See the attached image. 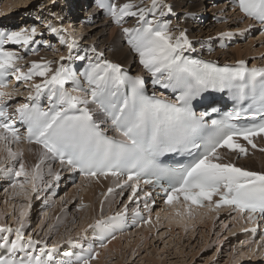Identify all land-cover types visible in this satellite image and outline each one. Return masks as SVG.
Segmentation results:
<instances>
[{"label":"snow or ice","instance_id":"1","mask_svg":"<svg viewBox=\"0 0 264 264\" xmlns=\"http://www.w3.org/2000/svg\"><path fill=\"white\" fill-rule=\"evenodd\" d=\"M238 4L245 16L264 23V0H238ZM100 7L105 5L101 3ZM160 7L167 8L169 13L172 11L171 6L162 4L161 0H152L151 8L132 3L107 5L117 24L124 17L138 16L139 27L123 28L128 36L127 42L138 53L143 68L154 77L153 84L179 92L175 100L146 94L141 76L128 75L120 64L103 59V53H96L95 62L88 58L89 63L83 72L87 88L80 83L76 71L63 64L53 69L50 62L33 61L24 72L16 63L23 57L5 45H29L36 29H31L30 33L23 30L0 31V142L5 144L10 159L23 156L22 152H13L7 147L10 141L19 143L22 139L19 130L7 122L12 115L18 114L20 122L27 126V141L42 147V161L44 157L59 161L89 179L115 177L118 187L130 188V201L140 191L141 180L150 185L154 178L156 184L167 181L169 187L164 191L168 204L182 197L189 207L192 204L202 207L204 201L211 202L217 196L216 209L229 206L234 211L247 213L249 221L255 220L256 213L264 217V172L225 163L219 153L220 149H226L238 157L246 156L248 148L238 141H246L256 148L254 138L264 136V68H248L244 60L238 61L237 66L219 67L213 62L186 57L184 52L192 50V44L185 32L173 36L167 23L156 24L146 18ZM52 32H57V29L52 28ZM74 43H68L70 50ZM92 51L95 53L96 50L93 48ZM60 59L63 61L65 57ZM77 59L84 60L85 57ZM9 76L25 83L33 77H42L41 83L32 84L35 94L30 93L28 100L38 101L45 95L50 107L45 110L37 103H24L10 114L5 103L12 99V92L5 91ZM69 83L73 85L71 90L65 87ZM208 89H229L238 103L249 100V115H243V110L230 111L220 119H205L209 116L207 111L197 115L191 101ZM92 106H95V111ZM212 111L217 110L213 108ZM97 116L103 117V123H110L120 139L107 135ZM259 150L264 152V148ZM165 153L186 156L189 160L175 167H166L158 159ZM18 162V169L6 168L4 171L26 179L30 175L34 182L40 165L37 164L29 174L23 160ZM59 178V173H56L54 179ZM19 186L23 188V184ZM32 190L36 191L34 183ZM112 191V188L108 189L109 193ZM151 195L150 192L145 193L146 198ZM148 207L146 199L145 208ZM25 215L22 209L19 227L15 229L0 225V233L15 235V239L0 235L2 246L11 253L25 251L26 247L34 249L41 243L30 237L24 241ZM123 215L117 212L96 221L94 227L100 231L101 248L106 247L103 241L108 236L115 239L114 233L119 230L118 223L122 222ZM135 215H140L139 209L135 210ZM68 243L73 241L69 239ZM55 251V246L47 249L45 244L38 254L26 252L27 260L21 259L19 264H48L42 257L48 255L50 258ZM98 255L90 244L87 251L78 257V262L91 264ZM0 264L17 262L0 259Z\"/></svg>","mask_w":264,"mask_h":264},{"label":"bare ground","instance_id":"2","mask_svg":"<svg viewBox=\"0 0 264 264\" xmlns=\"http://www.w3.org/2000/svg\"><path fill=\"white\" fill-rule=\"evenodd\" d=\"M36 1L37 0L29 1L28 9H25V7H27V6H24L21 3L16 4V0H3L2 1L4 3L3 4L4 9H1V11H0V28L5 30V29H9L10 27H12L14 25H19L18 29L16 31H22L23 30L26 33H30L31 29L35 28L36 34L33 37V42L30 44L31 50L35 47V45L37 43L36 37L39 34H41V32H44V30H42L44 27H49L51 24H53L54 25L53 28L57 29L56 34L52 32V28L47 29L46 30L48 32L47 36H50L51 38L44 40L45 46H41V48L37 54L33 53V54H30V56L28 58L17 60V62H16L17 66L21 67L22 65H26L28 63V61L30 62V60L37 59L38 61L37 60H35V61H37L38 63H49L50 62L51 67L53 69H55L58 66H60L61 64H63L64 66L67 65L70 61H72L75 64H78L80 61L88 64L89 63L88 58H91V60L93 62H95L96 61V53H103V59H107L113 63L120 64L122 71L126 72L128 75H131V76L139 75L143 78V80L146 79L144 86L146 87L147 90L155 92V95L158 97H165L164 93H160L158 91L159 90L158 88H154L152 86L150 81L154 77L150 73H148L143 68V66L140 64L138 53H136L135 51L132 50L131 46L127 42L128 36L125 35V33L123 32V28L139 27L141 22H139L138 16L137 17H124L123 20L121 21V23L117 24V23H115L114 18L112 16H110V15L106 16V15H102V14L100 15V12H102L103 10L100 9L97 5H91L85 11L84 17H86V18L80 17L79 19H77L76 22H71L70 18L73 19L77 15L76 13H77L78 4L86 5L87 4L86 0H60V2H58L57 0H47V2L39 4L38 7L35 9V8H33V5L36 3ZM161 2H162V4H166V5L171 6L172 11L169 13L167 11V8L160 7L157 10H155L153 13L148 14L146 16V18L150 21H153V23H156V24L169 23L168 27L170 29H172L171 27H174L179 31V32H177L173 29L172 30L169 29V32L173 36H178L181 31L185 32L189 41L192 44V50H186L184 52L185 56H187L189 58L197 59V60H203L206 62H213L216 64L220 63L221 66H225V65L237 66V61L244 60L245 62H247L249 59H251L250 56H248L246 53H243V51H246V49L245 48L241 49L240 46H236V47H234V50L230 49V51H227V50H229V48H227V47L223 48L222 44H225L226 41L223 39V37H219V39H218L217 36H219V34H221V32L224 30L225 31L227 29L230 30V28L227 26V24H221V23L212 24V20L217 19V17L218 18L219 17H222V18L226 17L227 21H233V19L235 17H239V18L243 17V14L239 12V10L236 6L237 0H226L225 2L218 3V4H216L217 0L201 1L202 2L201 5L203 6V8H201V7L199 8L200 13L197 15H199L198 18H204L206 20L205 23H202L201 20L200 21H194V23H191V20L193 19V16H194L193 13H195V7L197 6V0H169L168 2H166L165 0L164 1L161 0ZM110 3H115L117 6H120L124 3H132V4L137 5L139 7L151 8L152 0H145V3H143L141 0H112V1H110ZM9 4H10V6H8ZM185 4H188V5L185 6ZM19 5H21V6H19ZM29 9H31V10H29ZM133 10H135V9H133ZM228 10H230V12H228ZM161 12H163L164 15H160ZM191 13H192V15H191ZM230 17H232V18L229 19ZM249 18L248 17L246 18V22L249 20ZM38 21L40 24H38ZM81 21L87 22L86 23L87 26L85 28L79 27V25H84L81 23ZM233 23H234V21L232 22V24ZM191 24H192V26H191ZM72 25H75V27H77L78 30L80 31V36H77L78 38L73 37V32H76V29ZM257 25H261V23L257 24ZM248 26H249V24L247 25V27ZM61 30L70 32V35L72 34L70 37H67V41H66V38L61 34ZM107 30H110V36L113 35L114 38H116L118 40L117 41L119 43L118 46L115 45V47L112 48L110 46L111 42L109 41V39L105 40L102 37L103 34H105L107 32ZM55 35H62V41H63L62 44L64 46L61 44H58L59 42L57 41L56 38H55V40H56L57 44L54 45L52 38ZM228 36H234V35L230 34ZM259 36L264 38V32H262L261 27H260V35ZM107 37H108V35H107ZM252 37H254V36H252ZM194 38H196V40ZM73 41L75 43H74V47L71 49V50H73V52H72V51H69L70 49L68 48V43H71ZM48 42H49V44L51 43L50 47H47L49 45ZM113 42H116V41H113ZM15 45H18V44L9 43V44H6L5 47L9 50L16 51L20 56H23V51L26 49V47L28 45H26V46L20 45V46L14 47ZM93 48L96 50L95 53L92 51ZM240 49L243 51H241ZM61 56L65 57V59L63 61H61V59H60ZM69 56H71L72 59H68ZM77 57H85V59L80 60V59H77ZM248 57H249V59L245 60ZM236 59H239V60H236ZM253 59L256 60V62H252L251 64H257V65H260L262 68H264L263 58L262 59L253 58ZM226 60H230V61H234V62H230V61H226ZM28 66H29V64H28ZM30 66H31V64H30ZM35 78H37V77H33V79L31 81H29L28 86H25V84H24V86H22V88L20 86L17 87L15 78L13 80L9 79L8 87L5 89V91L12 92V99L8 100L10 103L9 113H11V114L15 113V109L20 104H24V103L29 104L30 103V100H28V96L30 93H32L34 95V92H35V89L32 88V84L41 83L43 80L42 77H38L37 80H35ZM82 85H83V87H86V88L88 87L87 83H83ZM29 86L31 87L30 89H25V87H29ZM69 90H71V88ZM73 94L79 95L80 93H73ZM14 96L16 98H14ZM43 108H47L46 105ZM92 108L95 111V106H92ZM196 113H197V115H200L199 111H196ZM96 118L98 121H101V128L106 131L107 135L115 137V134H116L117 137L119 136V134H117L115 132L113 134L114 130L112 129L110 123L105 124L102 122L103 117L97 116ZM23 131L24 130H19L20 133H23ZM238 142L242 143L245 147L248 148V155L239 156L240 157L239 158L236 153L229 152L226 149H221V150H219V153L222 156L223 162H225V163L231 162V163H234L238 167H242V168H245V169L250 170V171L264 172V156H263L264 152L259 150L261 148H264V136L254 138V143L257 145L256 148H252L250 145L247 144L246 141L240 140ZM12 143H16V142H12ZM14 148L18 149L19 150L18 152L23 153V156L20 158L23 160V162H26L28 165H30V168H29L30 170L33 169L34 163L39 159L40 153H43V149L40 145H37L35 143H26L23 141V137L19 143L15 144ZM5 152L8 153L7 150ZM49 160H51V159L45 157L44 162L47 163ZM253 161H257L259 164L254 165L252 163ZM57 167L59 169L61 167L63 168V167H67V166L61 165L58 162ZM69 171L74 172L70 168H68V171H65V173H68ZM1 173H7V172H0V177H1ZM81 180L88 181V183H89L88 188L91 189V191H88V193H92V195L89 196L90 198L95 197V195L96 196L99 195L101 197L102 194H105L106 197L104 198L105 202H104L103 207L105 208V206L111 205V195L114 192V187L118 184V181L115 177L109 176L108 178L101 177L99 179H89V178H86L85 176H83L81 178ZM27 186H28V183H27ZM109 188L113 189V191L111 193L108 192ZM140 190L141 191L139 192V194H141V195L143 194L144 198H146L145 197L146 192H150L152 194L151 197L149 198V201H151L153 199L159 200V203L161 201H163V197L160 196L158 194V192H153L151 190V187L148 186L147 184H143L141 182L140 183ZM11 192H12V190H11ZM17 194L19 196V192ZM129 194H131V190H130ZM27 197H28V195H27ZM29 198H30V196H29ZM83 199H85V198L82 197V200ZM218 199H219V197L214 196L212 198V201H217ZM33 200H34V198H33ZM98 202H99V199H98ZM206 202H209V201H206ZM158 205H160V204H158ZM161 206L163 207V209H162V207L157 208L156 209L157 214L161 215L162 218H165V222L167 224L172 225V226H179V227H183V226L188 227L189 225L197 223V222H204L205 218L206 219L213 218L216 215H219V214L221 215V214L229 212V211H231V212L234 211L232 208H228V207H222V208H219L216 210H213L210 207L194 208L191 205L189 207V205L185 204L183 201L176 202V204H173V205H168L166 208L164 207L165 203L162 202ZM20 207H22V206H20ZM25 207H24V210H25ZM4 208H6V207H4ZM104 208H102V207L100 209L95 208L94 212H92V213L90 212L91 214H89V216H87V217L85 216V218H82V219L80 218L78 223H77L78 230H80L79 231L80 233H78V234L73 231V230H75L76 227L74 229H72V225L76 222V220H72L71 222H69V224L67 223L66 225H64L63 220L64 221L66 220L65 217L68 219V217H67L68 215L64 216L65 213H63V212H61V215L57 218L56 222H54V224L51 226V230H49L45 235H43L44 237H41V238L39 237V235L41 233V229H39V228H37L35 231L29 229L30 231H28V233L25 232L26 230H28L27 225H26L27 222H26V223H24V228H23L24 241L26 242L30 237L33 241H35V239L37 240V238H38V239H41L40 242L41 241L42 242L35 245L34 249H28L26 247L25 251H19L18 254H15V253L9 252L8 249L4 248L2 246L3 241H0V256H3L5 258L14 256L16 258L21 257V259H27L26 252H32L33 254H38L40 249L43 248L45 246V244L47 245V243H45V242H49V238L52 237V234H57L60 231L59 234L63 235V236L61 238H53V240L55 241L56 244L55 245H47V249H51V248H53V246H55L56 251L51 253L50 258L48 255H45L42 257V259L47 260L48 264H59V263L61 264V263H65V262H68L71 260L74 261V259L78 260V257H80L82 254H84L87 251L88 245L93 243L95 240H96V242L100 241L98 238L100 236V231H99V229H96L94 227L96 221L103 219V218H106V217H109V216H113L117 213L116 211H118L117 207H115L114 204L107 213H103ZM20 210L21 209H19V211ZM10 211H11V209H10ZM17 211H18V209H17ZM5 212H6V210H5ZM19 213H17V214H19ZM236 213H237V217L239 218L240 225H243L244 228L248 227V228H246V229H248L247 238L249 237L250 241H249V245L248 244L247 245L250 246V248H255V247H260V244L263 243V246H264V232H263L264 219L260 218V217H256V215H255V220L249 221L247 218L248 214L246 215V214L240 213L238 211H236ZM123 214L124 215H123L122 222L118 223L119 229H121V227H124L128 224V216L125 213H123ZM69 215H71V213H69ZM24 217L26 218V216H24ZM12 219H13L12 223L14 224L17 220H15L14 218H12ZM18 220H19V218H18ZM43 220L44 219H42V221ZM77 220H78V218H77ZM0 225H7V223L5 221V217L1 211H0ZM69 225H70V228L67 229L66 227H68ZM90 225H92L93 227H89ZM13 226H15V224ZM17 226H19V225H17ZM255 226L260 227L259 228L260 230L249 229V228H253ZM12 228L15 229L14 227H12ZM249 230H251V231H249ZM65 231H66V233H65ZM116 231H118V230H116ZM35 232H37L38 234L34 235ZM178 232L180 233V231H178ZM63 233H65V235ZM91 233L93 234V236L90 235ZM161 233L162 232H160V234ZM0 235H9L10 239H15L14 233H12V234L0 233ZM46 236H48V237L46 238ZM87 236H90V238L94 241H92L90 239L88 240ZM120 236H118V237L120 238ZM69 239H71L73 241V243L69 244L68 243ZM242 239H245V236ZM97 244H99V243H97ZM114 244H116V245L118 244V246H120L121 245L120 240L117 239L110 246L114 247L113 246ZM129 244L130 243L128 241L125 243V245H127V246ZM164 244H166V243H164ZM169 245L170 244H168V246ZM108 247L109 246H107V248ZM242 253H244V252H242ZM228 254H230V253H228ZM246 254L248 255V253H246ZM145 257H143L144 261H145ZM255 257L260 259L256 255H255ZM249 258L251 259V257H249ZM227 259H228V257H227ZM100 260L101 259L99 258V256H97V258L95 260H93L91 262V264H95V263L100 264ZM251 262H252V260H251Z\"/></svg>","mask_w":264,"mask_h":264},{"label":"rangeland","instance_id":"3","mask_svg":"<svg viewBox=\"0 0 264 264\" xmlns=\"http://www.w3.org/2000/svg\"><path fill=\"white\" fill-rule=\"evenodd\" d=\"M2 1L3 0H0V7H1L0 11L1 9H4L3 8L4 3ZM29 1L31 0H16V4L21 3L22 5L27 6L25 7V9H28ZM57 1L60 2V0H57ZM86 1H87L86 5L78 4L77 13H76L77 15L73 19L70 18L71 22H76L77 19H79L80 17L86 18L84 17L85 11L88 9V7L94 4L93 0H86ZM141 1L145 3V0H141ZM165 1L168 2L169 0H165ZM201 1H208V0H197V6L195 7V13H193L194 16H193V19L191 20V23H194V21H200V20L202 21V23L206 22L204 18H198L199 15H197L200 13L199 8L200 7L203 8V6L201 5L202 4ZM225 1L226 0H217L216 4L223 3ZM45 2H47V0H37L36 3L33 5V8L36 9L39 4L45 3ZM187 5L188 4H185V6ZM8 6H10V4ZM228 12H230V10H228ZM101 14L102 12H100V15ZM231 18L232 17H230L229 19ZM246 18L247 16L245 15H243V17L241 18L235 17L233 19L234 23L232 24L233 21H227L226 17L225 18L217 17V19L212 20V24H218V23L227 24V26L230 28V30L229 29L226 30L227 32L224 30L225 32L222 31L221 34L217 36L218 39L219 37H223V39L226 41L225 44H222L223 48H226V47L229 48V50L227 51H230V49L234 50V47L236 46H240L241 49L245 48L246 51H243L241 49L240 50L243 51V53H246L248 56L251 57V59H249V57L245 59V60L249 59L246 62L247 66L261 67L260 65H257V64H251L252 62H256V60H254L253 58L255 59L263 58L264 60V38L259 36L261 26L257 25L259 23L249 17H248L249 20L246 22ZM81 23L84 24L85 26L79 25L80 28H85L87 26L86 24L87 22L81 21ZM38 24H40L39 21H38ZM248 24L249 26L247 27ZM18 26L19 25H14L10 27L11 29L9 28V31H12V30L16 31L18 29ZM53 26L54 25L51 24L49 27H44L42 29L44 30V32H41V34H39L36 37L37 43L35 45L34 50L33 49L29 50V46H31L30 45L31 43H30L28 45V50H26L27 49L26 48L23 51V56H22L23 59L28 58L30 54H33V53L37 54L41 46H45L44 40L51 38L50 36H47L48 32L46 30L53 28ZM72 26L75 27V25H72ZM171 28L179 32L176 28L174 27H171ZM75 29H76V32H73L74 38H76L77 36H80V31L78 30V28L75 27ZM56 33L57 32H55V34ZM228 33L234 36L225 35ZM61 34L66 38V41H67V37H70L72 35V34L70 35V32L62 31V30H61ZM105 34H103L102 37L105 40L109 39V41L111 42L110 46L112 48H114L115 45L118 46L119 44L117 42L118 40L114 38L113 35L110 36V30H107ZM62 35H59L60 37L58 38H57V35H55L52 38L54 45L57 44L55 38L59 42L58 44L63 45ZM194 39L196 40V38ZM113 41H116V42H113ZM16 46H20V45L18 44V45H15L14 47ZM50 46H51V43L47 47H50ZM69 51L73 52V50H69ZM35 60L37 59L30 60V62L28 61L26 65H22L20 67L22 71L27 72V69L30 67V64ZM236 60H239V59H236ZM226 61H230V60H226ZM230 62H234V61H230ZM216 65L221 66L220 63H217ZM14 78H15L14 76H9L10 80L11 79L13 80ZM37 79L38 77L35 78V80ZM28 83L29 81L26 83L23 81H20V82L16 81L17 87L20 86L21 88L22 86H24V84L25 86H28ZM30 88H31L30 86L25 87V89H30ZM14 98L16 97L14 96ZM114 132L115 131H113V134ZM115 137H116V134H115ZM15 144L16 143H12L10 141L7 147L11 148L13 152H18L19 150L14 148ZM6 150L7 149L5 147V144L3 142H0V172H6L4 171V169L6 168L18 169L19 167L18 161L21 158L19 157L17 159H10L8 157V153L5 152ZM42 156H43V153H40L39 159L34 163L33 169L36 167L37 164L40 165L39 167L40 169L37 170L38 178L34 182L31 181L30 175L26 179L24 176H20V177L15 176L14 172L1 173L0 211L5 217L7 226L17 228L19 227L17 225H19V220L21 218L19 215L20 214L19 212H21L22 209L24 210V207L26 206L24 210L26 212V215H25L26 218L23 217V223L27 222L26 225H27L28 230H26L25 232L28 233V231L30 230L35 231L37 228H39L41 229V233L39 235L40 238L44 237L43 235H45L49 230H51V226L54 224V222H56L57 218L61 215V212H63L65 213L64 216L68 215L67 216L68 219L70 218L68 220L65 217L67 221L63 220L64 225H66L67 223L69 224V222H71L72 220H76L75 222L76 224L74 223L72 225V229L76 227L75 230L73 231L78 234L80 233L79 232L80 230H78V227H77L78 226L77 223L79 219L85 218V216L86 217L89 216V214L94 212L95 208L97 209H100L101 207L104 208L103 207L104 202H105L104 198L106 197V195L102 194L101 197L99 195L97 196L95 195V197L90 198L89 196L92 195V193H88V191H91V189L88 188L89 183L86 180H81V178L84 175L79 174L77 171L76 172L69 171L68 173H65V171H68V167H63V168L61 167L58 169L57 163L59 161L49 160L47 163H45L44 162L45 157L42 161L41 159ZM263 156H264V153H263ZM252 163L254 165L259 164L257 161H253ZM24 165H25V171L30 174L33 169L30 170L29 169L30 165H28L26 162H24ZM56 173H59V176H60L59 180L54 179V176L56 175ZM27 183H28V186H27ZM33 183L35 184L36 191L32 190ZM21 184H23V188L19 186ZM13 185H16V187H13ZM10 189L12 190V192ZM18 192H19V196L17 194ZM139 192L137 193V196L133 197V199L130 201L128 199V196L131 195L129 194L130 188L125 186L123 189H121L117 185L114 187V192L111 195V205L105 206L103 213H107L114 204V206L117 207L118 209V211L116 212L120 211L122 213L127 214L128 224L124 227H121V229H119L118 231H115L114 233L115 239H111V237L108 236L103 241L106 245L105 248L103 247L104 249L100 247L101 241L96 242V240L94 241L90 238V236H87L88 240L90 239L94 241L93 243H91L92 249H93V252L99 253L98 256L101 259L100 264H116V263L117 264H123V263L124 264H183V263L184 264H264L263 243L260 244V247H255V248H250V246H248L249 241H250L249 237L247 238L248 229L246 228L248 227L244 228L243 225H240L239 218L237 217L236 211H233V212L229 211L221 215L219 214V215L214 216L213 218H208V219L205 218L204 222H197V223L189 225L188 227L187 226L185 227L184 226L183 227L172 226V225L167 224L165 222V218H162V216L158 215L156 212L157 208L162 207L161 205L163 201H161L160 203H159V200L157 199H153L149 201V198H144L143 194L141 195L139 194ZM82 197H84L85 199L82 200ZM98 199H99V202H98ZM146 199L149 205L148 208H145ZM29 204L31 205V207H28ZM125 207L127 209L126 212L124 211ZM17 209L18 211L19 209L21 210L18 212ZM137 209H139V212H140L139 216L135 215V210ZM69 213H71V215H69ZM12 218L17 220L14 223L15 226H13L14 224L12 223V220H13ZM42 219L44 220L42 221ZM66 228L67 229L70 228V225ZM259 228L260 227L255 226L249 229L260 230ZM178 231H180V233ZM59 232L57 234H52V237L49 238V242H45V243H47V245H55L56 243L53 240V238H61L63 236V235H60ZM160 232L162 233L160 234ZM65 233L63 234L65 235ZM37 234L38 233L35 232L34 235H37ZM90 235L93 236L92 233ZM118 236H120V238ZM244 236H245V239H242ZM47 237L48 236H46V238ZM117 239L120 240L121 245L118 246V244L117 245L114 244L113 245L114 247H111L110 245ZM40 240L41 239H38V238L37 240L35 239V241H40ZM127 241L130 243L128 246L125 245ZM168 244L170 245L168 246ZM107 246L109 247L107 248ZM245 252L248 253V255ZM255 255L259 257L260 259L256 258ZM143 257H145V261ZM249 257H251V259ZM61 264H79V262L77 259H74V261L71 260L65 263H61ZM95 264H98V263H95Z\"/></svg>","mask_w":264,"mask_h":264}]
</instances>
